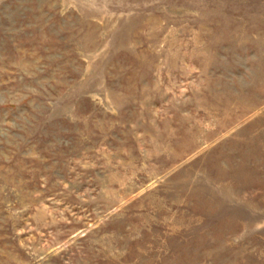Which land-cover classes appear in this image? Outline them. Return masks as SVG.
Wrapping results in <instances>:
<instances>
[{
  "label": "rangeland",
  "instance_id": "rangeland-1",
  "mask_svg": "<svg viewBox=\"0 0 264 264\" xmlns=\"http://www.w3.org/2000/svg\"><path fill=\"white\" fill-rule=\"evenodd\" d=\"M0 264H264V0H0Z\"/></svg>",
  "mask_w": 264,
  "mask_h": 264
}]
</instances>
